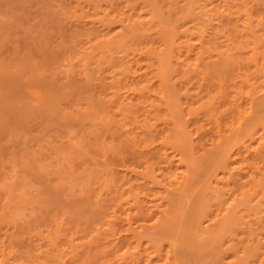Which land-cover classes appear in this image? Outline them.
Masks as SVG:
<instances>
[{
	"label": "bare ground",
	"instance_id": "6f19581e",
	"mask_svg": "<svg viewBox=\"0 0 264 264\" xmlns=\"http://www.w3.org/2000/svg\"><path fill=\"white\" fill-rule=\"evenodd\" d=\"M73 1V15L80 21L84 15L81 0ZM85 1L91 8L88 14L93 16L91 23L98 21L99 24L83 27V33L77 24L68 35L60 28L56 29L60 33L58 45L80 50L82 56H92L91 61L95 58L96 62L99 57L96 66L100 67L99 71L100 62L103 59L104 63L107 57L108 65L105 66L110 70L107 74L110 81L108 78V85L95 87L97 95L92 94L91 101L95 96L100 103L108 96L107 100L118 104L117 112L130 125L126 132L122 130L127 133L122 134V139L134 162L128 158L132 165L128 162L130 165L126 166L127 159L123 160V183L128 181L125 179L128 171L134 169L137 172L139 168L138 171H142L139 173H143L152 185L134 181L126 188H116L114 170L104 162V181L99 191L101 193L112 185L110 199H117V202L110 205V212L103 218L101 226L99 223L98 227L92 228L87 223L81 230L76 226L78 223L74 224L65 241L72 240V236L80 232L78 239L86 243L81 239L75 243L81 246L83 242L85 246L81 249L89 250L74 259L71 241L68 244L70 256L78 261L76 264H188L187 259L201 249L197 243L200 238L208 239L210 244L217 243L228 233L233 236L226 239V248L231 250L239 245L241 251L235 253V260L231 259L237 264H248L253 257L252 261L257 259L255 256H260L257 264H264V236L261 235L264 223L257 216L248 224L244 220L250 218L242 219L245 214L250 216L249 202L264 182V0H233L230 4L227 0L221 3V0L212 6L211 0H171L167 11L165 5L161 6L163 11L158 6L160 0H125L119 5H114L112 0ZM194 3L199 12L209 17L191 19L190 16L191 23L179 22L180 12L184 8L190 10ZM232 14L235 18L230 16ZM216 19L218 22L213 25L212 21ZM205 26L211 28L208 39L204 38ZM193 33H197L195 39L199 41V47L191 40ZM220 37L224 38L223 42L218 39ZM35 44L38 46L37 42ZM40 48L42 51L44 47ZM37 49L39 52V46ZM28 50L31 48L25 50L30 53ZM43 51L37 53L46 58ZM212 51H215V57L211 55ZM116 53H120L116 55L118 59ZM50 61L52 63L53 59ZM6 104L3 102L2 106ZM180 105L185 107V118ZM162 117L171 125L167 129L164 127L166 134L160 138V129L155 127ZM205 122L214 123L212 125L217 129ZM157 133L160 140L154 144ZM258 133H261L259 137ZM169 137L172 139L168 143ZM166 143L178 154L176 167L173 166L175 154H168ZM115 173L119 174L118 171ZM100 193L96 195L97 200L101 199ZM211 196L215 197V201L212 200L215 209L210 208ZM126 203L128 206L124 207ZM99 205L100 212L106 213L102 199ZM97 211L91 215L93 223L98 219ZM254 212L252 215L257 214ZM203 220L207 223L201 226ZM69 229L58 223L53 232L48 230L47 236L44 235L48 246L58 252L59 260L64 257L62 251L68 243L61 240L66 244L63 248L59 237L65 236ZM162 247L166 250V258L160 263L153 258L160 256ZM96 254L99 259L93 257ZM10 255L0 244V264H10Z\"/></svg>",
	"mask_w": 264,
	"mask_h": 264
},
{
	"label": "rangeland",
	"instance_id": "374dc122",
	"mask_svg": "<svg viewBox=\"0 0 264 264\" xmlns=\"http://www.w3.org/2000/svg\"><path fill=\"white\" fill-rule=\"evenodd\" d=\"M112 1L113 3L115 1L114 5L125 2V0ZM162 1H159L158 6L161 8V6L165 5L163 7L167 11L171 0H165L161 3ZM217 1L221 0H211V6ZM227 1L228 4L233 2V0ZM221 3H224V0ZM81 5L83 6L84 15L78 21L73 15V0H0V244H3L5 249L11 253L8 259L10 264H63V262L64 264H76L78 261L73 260V257L70 256L71 249L68 244L71 241L76 246L71 243L74 247V259L82 256L86 250L88 252L89 249H81L84 248L82 245L85 246L84 243L86 242L80 237L84 243L82 242L81 246L76 245V243H79L77 241H80L78 239L80 232H77L76 238L74 237L75 233L72 236V240L69 241L67 239V245L64 242H67L65 240L69 237V231L71 232V228L75 223H78L76 226H79L78 229L81 228V230L84 229L87 223H90L92 228L101 226L102 220L108 215L107 212H110V205L117 202V199H110L113 195L112 192V194L109 193V191H112V185L108 189H103L101 193L99 191L104 181V162L108 163L114 170L112 172L114 178L116 177L114 182L116 188H126L130 182L134 181L142 185H152V183H148V179L144 177L145 175H142L143 173H139V171L142 172L141 170L138 171L139 168L136 169L137 172L134 169L132 170L133 172L131 170V172L128 171L125 177L126 181H128L126 184L123 183L121 177V173H123V169L125 168L123 164L127 161L126 166L130 165L131 162L128 158H131L132 163L134 162L128 148L125 146V141L122 139V136L124 137L127 134L124 132L130 128V125L117 112L118 104L116 102L112 104L107 100L108 96H105V99L98 103L99 101H96V97L93 95L94 97L91 101L92 94L96 93L99 89L98 86L108 85L110 81V77L108 76V71L110 70L105 66L108 65L107 61H105L107 57H105L106 59L103 57L105 59L104 63H102L103 59L102 61L100 60L101 70L99 71L98 68L100 67H96L98 66L99 57L98 60L96 59V63L94 61L95 58L91 61L92 56L86 54L82 56L80 50L79 53V51H76L77 49L70 48V46L63 47L58 45L60 40L59 37L57 38V35L60 34L58 33V28L62 32L64 31L65 35H68V33L74 31L77 24L79 25V30L83 29L82 32L79 31L81 33L85 30L83 27L90 26L93 23V26L97 27L99 24L98 21L91 23V17L93 16H88L91 13V8L86 4L85 0H81ZM194 5L191 4L193 7L190 10L189 8L187 10L184 8L180 12L182 17L179 22L191 23L189 21L190 16L191 19L198 16L200 18H204L205 16V19H207L208 15L199 12L195 3ZM102 6H104L103 2ZM163 7L161 8L162 11L164 10ZM188 10L191 13H188ZM230 16L235 18L233 14ZM213 21V25H216V22H218L217 19ZM209 29L211 28L206 27L203 31L205 39L211 37ZM196 36L197 33L193 35L191 40H194V43L196 41V47H199L197 44L199 41L195 39ZM218 39H222L220 42H223L224 38L220 37ZM50 40L53 42L51 43ZM35 41L39 46V50L41 49L40 47L47 48L42 49V51H47H43L46 53V58H44L43 54V57L41 54H38L42 51L38 52V46H36ZM26 48H31V50H28L31 52L25 51ZM117 54L120 55V53H116L115 56ZM65 55H67V58ZM211 55L214 56L215 51H212ZM51 59H53L52 63ZM70 71L73 73H70ZM108 78L109 81L107 80ZM3 102L7 104L2 106ZM183 105H180L179 108H182ZM184 106L182 108L183 115L185 112ZM160 113H164L162 107ZM168 121L162 117L156 123L157 127L155 128L160 129V132L158 130L160 138L163 134H166L164 133L165 129L171 125ZM206 122L207 126L211 125L215 130L217 129V126H213L214 123L211 122L209 124ZM120 123L123 125H120ZM112 125H115V128ZM106 131H109V133ZM113 131L114 133H112ZM260 134L258 133L257 137ZM155 135H157L155 138H158V140L154 139V144H158L160 138L158 133ZM116 137L119 140H116ZM171 139L170 137L167 139L168 143ZM168 143H166L167 152L171 156L175 154V158L173 156V166L176 167L178 166V154ZM103 144L107 149L105 151L103 150L105 149L104 147L102 149ZM101 149L103 151H100ZM119 149H122L121 152ZM122 151L128 152L122 153ZM123 160H125V163H123ZM116 171L119 174H116ZM249 173H251V170H249ZM260 187H257V191L253 195L255 198L252 196V201H250L252 203L256 199L255 203L260 202L257 204L249 202V205H251V217L247 214L243 216L245 218L242 217L243 220L247 217L250 218L247 221L244 220L247 224L250 221L254 222V218L257 217L259 218L258 220L264 223V220H262L264 219V182ZM99 193L102 201L105 203L103 211L105 210L106 213L100 212L99 202H101V199L97 200L96 196ZM105 196L108 197L104 198ZM259 198L261 199L259 200ZM209 200L215 201V197ZM210 201L209 203L211 204ZM214 201H212L210 208L212 206L214 207L213 209L216 208ZM123 206L127 207L128 204H123ZM252 207L256 208L252 210ZM96 211L98 212V221L96 220L93 223L90 218L92 213ZM254 211L258 215H252ZM261 213L262 216L259 217ZM58 223H63L64 226L70 228L66 232V237L62 234L59 237V244L61 246L64 244L63 248L66 245L62 251L64 257L61 260L57 258L58 252L49 247L47 238H44L47 236L45 233L48 230H52L53 232ZM99 223L100 225L97 226ZM205 223L207 222L203 220L201 226H204ZM240 226L243 225L241 224ZM209 228L211 229V226ZM261 230L263 231L261 235L263 234L264 236V228ZM226 234L228 233H225L224 236L220 235V237H224V240L219 239L222 242H218L219 240L217 239V243L212 242L214 245L216 244L215 246L212 243L210 244L208 239L200 238L197 243L199 247L201 245V249H197L199 252L197 251L193 257L187 259V261L189 260L188 264H237L234 261L235 253H241L239 251L240 247L238 245L232 247L231 250L226 248V239L233 236L229 234L226 236ZM262 239L264 240V237ZM163 248L160 250V256L153 258L154 261L158 260L157 262L163 263L165 260L163 258H166V250H163ZM164 249H166V245ZM208 249L210 250L208 251ZM148 250L150 251L151 249L148 248ZM197 254L198 256H196ZM97 256L99 255L96 254L93 257L98 258ZM255 257L257 259L252 261L253 257L250 261L257 264L260 256ZM231 258H234V260ZM250 261L248 264H252Z\"/></svg>",
	"mask_w": 264,
	"mask_h": 264
}]
</instances>
